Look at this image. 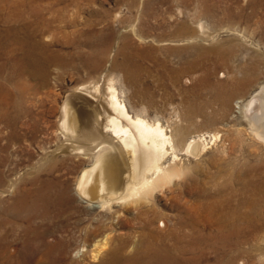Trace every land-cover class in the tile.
<instances>
[{"label":"rangeland","instance_id":"rangeland-1","mask_svg":"<svg viewBox=\"0 0 264 264\" xmlns=\"http://www.w3.org/2000/svg\"><path fill=\"white\" fill-rule=\"evenodd\" d=\"M37 10L50 21L36 37L38 53L21 61L15 35L1 37L0 232L12 230L9 250L20 245L32 223L2 209L35 187L40 168L54 165L52 174L67 180L74 199L66 211L70 236L105 219L107 210L75 193L74 183L93 156L83 149L64 152L60 118L63 106L83 117L95 110L81 86L102 90L111 84L131 112L144 110L164 124L190 115L191 130L203 133L206 147L196 158L178 152L179 172L142 199L139 209L111 205L106 251L118 246L133 257L158 238L172 252L183 249L182 264H264V236L253 239L264 235V140L251 133L241 113L264 85V0H0V31L18 24L20 16L34 21ZM242 35L251 52L243 51L235 63L216 54L214 47L225 50ZM231 62L247 63L250 80L236 82L227 71L237 78L242 72ZM214 131L218 135L211 139ZM79 240L70 264L99 263L91 253L95 241ZM78 249L84 251L76 255Z\"/></svg>","mask_w":264,"mask_h":264},{"label":"bare ground","instance_id":"bare-ground-1","mask_svg":"<svg viewBox=\"0 0 264 264\" xmlns=\"http://www.w3.org/2000/svg\"><path fill=\"white\" fill-rule=\"evenodd\" d=\"M18 22L15 26L8 28V31H0V50L5 48L1 37L8 38L10 34H14L12 40L18 44L16 48L23 52L25 57H19L23 61L22 59L30 58L31 54L38 53V49L42 48L36 37L48 31L50 21L42 16L40 10H37L34 21L20 16ZM197 28L202 29V24L199 23ZM244 38L242 35L236 45L227 47L225 50L215 48V45L213 47L217 50L216 54L219 52L225 59L229 57V60L233 58L231 61L235 63L243 51L251 52L250 47L248 48L244 43ZM31 59L34 62L37 61V58ZM233 63L231 62L232 67L236 68L233 70L238 68L242 76L237 78L233 72L227 71V73L231 74L236 82L250 80L251 71L247 63L239 66ZM32 74L35 75L36 71L32 70L31 76ZM43 74L45 75L44 72ZM81 88L87 92L86 96L92 102H96L97 106L93 112H84V117L82 114L81 116L70 114L69 109L63 106L60 127L67 147L64 152L80 153L83 149L86 150L85 153L93 156L90 166L83 168L77 177L74 190L81 200L89 201L94 208L107 210L105 211L107 213L103 214L105 219H102L93 229L88 228L84 230V233H74L70 236L67 232L69 222L66 211L74 204V199L69 191L67 180L52 174L54 165H50L46 170L37 169L35 187L22 193L13 203L14 205L2 209L7 215L25 217L32 225L26 236L19 242L20 245L11 250L9 248L14 243V239H10L12 230L0 232V259H6L9 264L16 259L25 260L28 264H70L69 254L75 249V245L80 241L79 238H82L95 241L91 253L94 259L100 260L97 264H182L183 249L177 247L179 254L172 252L170 247L158 238L149 243L141 254L133 257L125 256L118 246L106 251L111 238L106 230L108 228L105 221L109 219V209L112 208L113 203H119L125 208L131 205L139 209L142 199L145 200L152 194L154 196V192L162 190L169 178L179 172L182 167L180 163H177L178 152L182 151L183 154L199 157L206 147L204 142H201L203 133L200 134L199 130H191V123L194 120L190 115L185 114L184 118L168 119L164 124L157 118H151L144 110L131 112L111 84L102 90L95 85L94 89L91 86H81ZM253 92L241 106L242 118L246 121L251 133L264 140V85ZM181 119L186 120V123H182ZM209 134L211 139H216L218 132ZM42 172H45L46 176H43ZM9 188L11 189V186ZM161 225H165V222L161 221ZM2 226H4L3 221H0V229ZM99 235L102 236L98 237ZM263 236L255 234L253 239L258 242L263 239ZM81 251L84 250L78 249L76 255H80Z\"/></svg>","mask_w":264,"mask_h":264}]
</instances>
